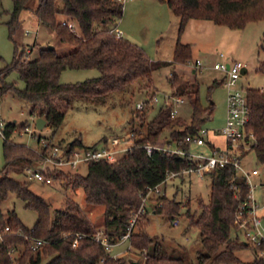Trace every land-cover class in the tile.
Segmentation results:
<instances>
[{
    "label": "trees",
    "instance_id": "1",
    "mask_svg": "<svg viewBox=\"0 0 264 264\" xmlns=\"http://www.w3.org/2000/svg\"><path fill=\"white\" fill-rule=\"evenodd\" d=\"M13 4L11 19L7 22L10 38L19 27L22 12L32 9L38 23L49 27L61 42L74 47L73 51L58 55L54 47L40 46L38 56L32 59L26 58L25 51L19 52V46L15 44L12 62L0 70V97L12 92L31 106V115L45 119L48 126L58 129L76 101L104 105L110 94L124 91L139 80L147 81L148 87L153 85L156 67L145 50L111 33L123 17L124 0H13ZM167 4L179 19V38L173 59L182 64L192 58L190 44L180 41L190 20H209L231 29H243L249 23L264 20V0H167ZM73 26H77L78 31H74ZM66 69H97L101 75L82 82L62 83L61 74ZM257 70L264 73V60L259 62ZM12 72H17L25 83L23 89L7 82ZM170 83L177 89L174 96L187 95L190 100L192 119L189 123L178 116L173 117L172 104L168 103L147 123L145 136L131 137L132 145L122 157L114 162H90L85 176L75 174V179L69 182L83 188L88 204L104 207L103 231L111 243L126 234L147 188L161 184L170 172L197 165L186 156L157 148L148 154L145 148L148 143L157 147L162 134L169 131L171 142L167 144L188 149L185 137L197 134L205 122L203 117L213 112V108L201 105L199 89L181 87V80L175 73H172ZM247 102L250 112L246 130L254 135L253 140L247 139L249 149L254 150L258 160L264 163V87L248 89ZM145 115V112L138 113L141 118ZM14 129L15 124L8 123L4 130L5 165L0 170L4 174L0 179V205L14 193L26 202L27 208L37 212L38 219L32 229H27L14 211L6 220L0 207V229L9 228L0 241V264H40L43 255L50 257L47 264H98L102 258H105V264H122L121 258H113L92 238L99 229L76 201L67 198L63 208L52 211L50 204L25 183L9 177V172L24 173L43 158L36 149L11 141ZM102 143H107V139ZM66 146L72 150L74 147L96 148L98 144L85 147L80 139H76ZM239 150L243 155L246 153L243 145ZM210 176V202L202 206L201 214L190 213L189 201L184 205L188 209L189 227L200 231L202 251L198 255L199 261L203 264H240L242 261L237 253L252 248L257 254L252 264H264V256L259 255L264 245L246 244L236 234L241 225L237 219L239 206L249 191L245 178L236 176L231 167L216 169ZM159 198L162 206L156 207V213L170 217L180 215V202L166 194ZM147 212L137 220L129 240L130 247L144 254V264H186L183 257L164 252L161 244L147 234ZM76 234L83 237L78 240L77 247H73ZM31 238L46 240L47 244L33 251ZM10 251L16 255L10 256Z\"/></svg>",
    "mask_w": 264,
    "mask_h": 264
},
{
    "label": "rangeland",
    "instance_id": "2",
    "mask_svg": "<svg viewBox=\"0 0 264 264\" xmlns=\"http://www.w3.org/2000/svg\"><path fill=\"white\" fill-rule=\"evenodd\" d=\"M13 9V0L1 1L0 70L12 62L15 44L19 46V52L25 51L26 58L32 59L38 56L40 45L53 46L58 55L74 50L73 46L61 42L49 27L38 23L32 9L22 12L19 27L13 38H10L7 22L11 19ZM118 27L123 30V37L144 49L154 63L156 70L152 76L153 85L148 87L147 81L139 80L124 91L110 94L104 105L76 101L67 112L62 125L56 130L48 125L38 129L36 117L30 113L31 106L12 92H8L0 97V120L6 125L15 124L10 140L36 149L40 156L41 152H45V155L50 152V147L43 148L44 144L64 147L76 139H80L85 147L95 144L102 147L105 144L102 143L103 139H107V143L111 144L112 139L116 137L133 142L132 134L136 139L145 136L147 123L168 103L177 110L178 117L189 123L192 119V106L188 96L182 95L185 101L181 104H176L173 100L177 89L171 86L170 74L175 73L181 80V87L199 89L201 105L204 108H213L212 114L203 122L202 127L208 129L205 137L209 145L224 148L227 142L221 132L226 123L227 88L219 82L226 74L214 69V64L224 62L221 54L228 56L230 60L242 61L247 66V72L241 76L238 85L245 91L263 88L264 73L258 71L257 67L259 62L264 60V20L249 23L243 29L219 26L209 20H190L180 36V41L190 44L192 48V58L184 64L173 59L174 48L179 38V19L168 6L167 0H125L123 17ZM74 29L78 31L77 26H74ZM196 61H200L202 66L195 68ZM100 75L97 69H66L62 72L60 81L76 83ZM6 80L19 89L25 86L17 72H12ZM139 103L143 104L141 111L137 108ZM144 112L145 117L138 116V113ZM21 126H28L31 131L26 133L25 127ZM167 142H171L169 131L162 134L157 147L174 149L175 144L169 145ZM249 148L243 146L246 153L244 155L243 152L238 153L245 171L251 172L254 169L259 171V175L251 177V183L259 207L258 215L264 223V163H261L255 151ZM200 149L207 151V147ZM124 154L120 152L117 156L120 158ZM4 165L3 138L0 136V170ZM36 169L46 170L52 177V183L47 184L31 178L32 172ZM87 171L88 165L85 163L77 168L64 166L60 170L46 164L41 158L33 168L26 169L24 173L9 172L8 175L18 182L25 183L34 194L45 199L52 211L63 208L67 198L73 199L88 214L94 225L103 230L104 207L88 204L83 188L69 184L75 179V174L85 176ZM3 175L0 173V179ZM211 183L210 174H205L204 179H201L197 173H192L168 181L162 186V191H166L168 198L175 199L181 204L180 215L174 217L155 212L157 206H162L159 195L153 194L147 202V234L161 244L164 252L174 257H183L186 264L203 263L198 258L199 252L202 251L200 231L189 227V219L186 216L188 209L184 205L189 201L190 213L200 215L202 206L210 202ZM25 204V201L11 193L1 202L0 207L6 220L14 211L22 225L32 229L38 214ZM174 221L178 224L174 225ZM109 254L115 259L121 258L122 264L137 261L144 264L145 260L144 254L131 248L128 240L115 244ZM14 255L16 253H12V256ZM237 256L242 261L240 264H252L257 254L254 249L245 248L239 251ZM49 260V256L43 255L40 264H47Z\"/></svg>",
    "mask_w": 264,
    "mask_h": 264
},
{
    "label": "built area",
    "instance_id": "3",
    "mask_svg": "<svg viewBox=\"0 0 264 264\" xmlns=\"http://www.w3.org/2000/svg\"><path fill=\"white\" fill-rule=\"evenodd\" d=\"M73 30L75 31L74 26ZM111 33H115L117 38L121 37V32L117 29L112 30ZM221 57L224 62L215 63L214 69L223 71L226 74L225 78L221 81V83L227 88L226 123L221 134L225 137L228 143L227 148L221 149L209 145L210 143L206 141L205 137L208 134V129L203 127L200 128L197 134L185 137L184 142L189 146L188 149H183L177 144H175L174 149L164 146L158 148L149 143L146 144L145 148L148 154H151L153 150L157 148L165 152H173L181 157L186 156L189 159L196 161L197 165L196 167L185 169L183 171L170 172L166 175V178L161 184H158L155 187L147 188L140 208L130 220L126 234L117 239L115 243H111L108 240V237L103 230H99L96 234H94L92 238L100 243L107 252H110L111 248L115 244L130 240L138 218L147 212V202L151 199L153 194H157L159 196L166 194V191H162V186L166 185L168 181L192 173H197L201 179H204L205 174H210L216 169L226 167H231L235 171L236 176L244 177L249 186L247 197L239 206L237 219L241 222V225L236 234L239 236V239L242 242H246V244L256 247L264 245V223L263 219L258 215L259 207L254 197V186L251 183V177L258 175L259 171L257 169H254L251 172L245 171L242 167L241 157L238 153L241 152L239 150L241 145L244 147L249 146L247 139H254L253 133L246 130V124L249 120L250 112L247 102V91L243 90L238 85V81L244 74L243 71L244 69H247V66L242 61L230 60V58L228 56L226 57L224 54H221ZM199 66H202V63L200 61H196L194 67L198 68ZM171 75L172 73L170 76ZM173 100L176 104H181L185 101L182 96H173ZM137 108L138 110H142L143 104L139 103ZM171 114L173 117H176L177 110L172 108ZM5 128L6 123L0 120V136L3 140L5 139ZM30 131L31 130L28 126L24 128V132L29 133ZM131 145L132 142L129 140L119 139L118 137L113 138L111 144L105 143L102 147L98 146L96 148L74 147L70 150L67 146H49V144H44L43 148L48 149V147H50V152L48 155H45V152H41V155L43 156L46 164L53 165L55 168L61 170L64 166L77 168L80 164H88L90 162H97L100 160L114 162L119 159L117 154L120 152L126 153L130 149ZM201 147H207V151L200 149ZM31 178L47 184L52 183V177H50L44 169L34 170L31 174ZM173 224L177 225L178 222L174 221ZM8 230V227L0 229V241L4 233ZM82 237V234H76L73 247H77L78 240ZM31 242V248L33 251H37L39 248L47 244L46 240L39 238H31ZM12 253L13 252L10 251L9 255L12 256ZM259 254L264 255V250L260 249ZM98 264H105V258H102ZM129 264H132V262Z\"/></svg>",
    "mask_w": 264,
    "mask_h": 264
},
{
    "label": "water",
    "instance_id": "4",
    "mask_svg": "<svg viewBox=\"0 0 264 264\" xmlns=\"http://www.w3.org/2000/svg\"><path fill=\"white\" fill-rule=\"evenodd\" d=\"M50 48H53V46H50ZM246 72V69H244L243 73ZM210 116L208 114H206L204 117H203V121H206ZM47 125V121L43 118H36V126L38 129H43L45 126ZM137 264V263H135Z\"/></svg>",
    "mask_w": 264,
    "mask_h": 264
},
{
    "label": "crops",
    "instance_id": "5",
    "mask_svg": "<svg viewBox=\"0 0 264 264\" xmlns=\"http://www.w3.org/2000/svg\"><path fill=\"white\" fill-rule=\"evenodd\" d=\"M117 27H118V26H117ZM117 30H118L119 32H121V36L123 37V35H124L123 30H121L119 27H118ZM40 46H41V45H40ZM193 72L196 73V70H194ZM246 72H247V69H246ZM246 72H245V73H246ZM245 73H244V74H245ZM219 83H221V81H220ZM156 101H157V100H156ZM165 103H166V102H165ZM165 103H164V104H165ZM167 103H168V101H167ZM107 142H108V141H107ZM226 142H227V141H226ZM82 144H83V143H82ZM227 146H228V144L226 143V146H225L224 148H221V149H226ZM218 148H220V147H218ZM258 175H259V174H258ZM256 176H257V175H256Z\"/></svg>",
    "mask_w": 264,
    "mask_h": 264
}]
</instances>
